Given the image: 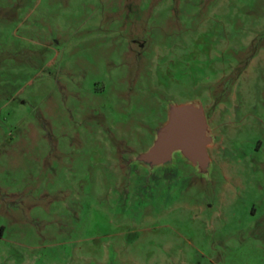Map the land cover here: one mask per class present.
Wrapping results in <instances>:
<instances>
[{
	"label": "rangeland",
	"instance_id": "1",
	"mask_svg": "<svg viewBox=\"0 0 264 264\" xmlns=\"http://www.w3.org/2000/svg\"><path fill=\"white\" fill-rule=\"evenodd\" d=\"M0 264H264V0H0Z\"/></svg>",
	"mask_w": 264,
	"mask_h": 264
},
{
	"label": "water",
	"instance_id": "2",
	"mask_svg": "<svg viewBox=\"0 0 264 264\" xmlns=\"http://www.w3.org/2000/svg\"><path fill=\"white\" fill-rule=\"evenodd\" d=\"M208 123L205 111L194 104L176 106L169 121L159 132L157 141L145 154L143 162L149 165L167 163L173 153L182 154L200 167L208 160Z\"/></svg>",
	"mask_w": 264,
	"mask_h": 264
}]
</instances>
